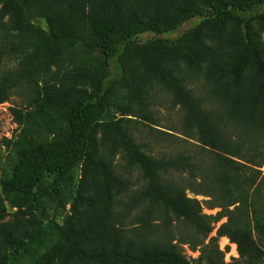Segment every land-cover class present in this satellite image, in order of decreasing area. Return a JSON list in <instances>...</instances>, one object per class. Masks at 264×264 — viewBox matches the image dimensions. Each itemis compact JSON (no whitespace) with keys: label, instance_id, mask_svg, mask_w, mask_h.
I'll list each match as a JSON object with an SVG mask.
<instances>
[{"label":"rangeland","instance_id":"1","mask_svg":"<svg viewBox=\"0 0 264 264\" xmlns=\"http://www.w3.org/2000/svg\"><path fill=\"white\" fill-rule=\"evenodd\" d=\"M57 1L91 13L103 0ZM111 1L120 6L123 27L133 19L143 24L173 22L190 10L189 0ZM259 11L264 12V7ZM13 20L0 14V85L21 67L19 56L9 55L6 29ZM34 23L54 34L63 33L57 21L49 24L38 18ZM191 27L183 26L171 38L177 40ZM249 30L252 55L240 40L237 24L225 20L204 25L185 41L184 52L161 57L158 71L137 60L139 97L125 91L115 97L108 118L94 127L88 156L73 170L72 183L63 186L60 194L54 178L48 176L37 190L38 210L7 207L0 215V258L11 254V244L42 236L38 233L42 230L44 244L36 247L33 258L17 264H126L127 256L144 261L159 252H174L190 264H248L249 256L261 259L264 21H253ZM151 38L145 35L141 40ZM92 90L90 71L67 62L14 88L0 103V194L1 181L17 161L7 141L22 134L36 136L34 128L21 124L13 111L41 124L69 97ZM200 129L214 137L215 150H205L194 138L192 134ZM180 155L194 158L204 168L209 188L203 191L209 197L194 193L201 187L188 175L160 169L161 163ZM166 185L185 190L192 200L220 206L204 205L188 217L181 216L167 204ZM68 240L85 261L71 252ZM102 256L108 260H99Z\"/></svg>","mask_w":264,"mask_h":264},{"label":"trees","instance_id":"2","mask_svg":"<svg viewBox=\"0 0 264 264\" xmlns=\"http://www.w3.org/2000/svg\"><path fill=\"white\" fill-rule=\"evenodd\" d=\"M189 3L190 10L173 22L153 20L143 24L133 19L123 27L119 19L120 6L111 0H103L100 7L91 13L74 5H62L57 0H0L1 16L14 17L9 23V30L6 29L11 39L9 55H17L21 59L18 74L0 85V103L8 99L14 88L30 83L52 66L67 62L80 63L88 69L93 86L89 93L82 92L69 97L52 118L43 117L41 124L20 111H13L21 124L34 128L36 136L22 134L6 143L17 161L9 177L1 181L0 215L7 207L38 210L41 199L37 190L48 176L54 178L55 191L60 194L63 186L72 183L73 170L88 156L91 133L99 121L108 118L115 97L122 91L139 97L135 74L137 60H142L150 70L158 71L161 57L184 52L185 41L194 37L204 25L225 20L237 24L241 42L246 51L253 54L249 26L256 20L264 21V12L259 11L264 7V0L243 3L189 0ZM38 18L45 19L49 24L57 21L62 27V35L37 26L34 21ZM187 24L192 27L173 40L171 37ZM145 35H153V38L143 42L141 37ZM200 130L192 134L194 138L205 150H215L214 137ZM213 154L221 158L218 152L213 151ZM161 168L165 172L175 170L181 175H188L201 187L194 193L209 197L203 191L209 188L208 178L204 168L194 158L180 155L177 160L161 163ZM164 191L168 206L184 217L204 205L209 206V209L220 206L212 201L202 203L197 199L192 200L185 190H174L168 185ZM230 222L228 219L227 224ZM38 233L42 236L33 237L25 243L11 244V254L1 257L0 264H17L22 258H33L36 247L45 242L44 231L39 230ZM251 235L250 240L253 237ZM68 245L74 255L85 261L72 241L68 240ZM242 258L244 253L241 250ZM99 260L106 261L108 257L102 256ZM124 262L190 264L174 252L155 253L144 261L127 256ZM247 263L264 264V256L261 259L249 256Z\"/></svg>","mask_w":264,"mask_h":264}]
</instances>
